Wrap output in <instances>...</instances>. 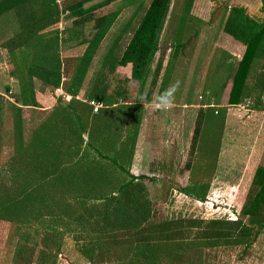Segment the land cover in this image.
Segmentation results:
<instances>
[{
	"label": "rangeland",
	"instance_id": "obj_1",
	"mask_svg": "<svg viewBox=\"0 0 264 264\" xmlns=\"http://www.w3.org/2000/svg\"><path fill=\"white\" fill-rule=\"evenodd\" d=\"M106 1L107 14L121 7L124 15L121 25L130 23L128 33L124 34L126 45L150 0ZM263 5L264 0H169L168 13L149 62V76L145 75L140 83L143 95L146 98L151 91L159 61L164 58L161 67L163 63L168 67L169 58L170 76L175 68L189 69L181 76H173L176 82L180 79L181 83H177L189 88L184 102L197 106L208 102L221 104L226 97L222 104L228 118L223 124L222 116L213 114L219 109L211 108L213 111L204 114L200 135L193 140L198 111L183 106L185 114L179 113L180 128H177L178 114L173 111L178 109L171 107L177 101L175 92H171L168 103L160 111L172 113L173 117L162 121L167 124V134L161 129L159 151L150 154L148 162L158 163L164 170L156 176L143 175L145 178L135 180L126 190L116 184L118 192L111 196L101 198L87 191L88 196L80 199L81 191L86 192L83 191L86 162L79 165L80 170L75 168L79 181L75 187L56 183L52 178L51 174L62 165L65 168L59 177H67V181L74 178V171L68 174L66 167L78 161L73 147L83 153L95 136L85 124L89 123L88 112L84 113L86 117L79 114L80 122L75 121L72 112L62 117L61 105H66V101L59 93L61 84L51 94V89L46 90L38 77L31 78L39 93L40 107L57 103L59 110L50 121L49 112L27 113L25 118L30 122L22 128L21 137L26 140L22 149L16 125L12 127L10 108L0 113V264H128L131 258L166 260L173 253L193 250L200 251L201 264H264V200L256 215L242 213L262 189L256 180L258 173L264 171V115L257 113L261 111L255 110L256 101L251 98L232 105L228 96L231 91L223 97V88L230 83L234 72V63L228 59L235 60L242 50L245 53L246 21L263 22ZM34 10L26 2L20 3L15 13L11 11L12 19L7 18L6 23L0 21V29L21 35L35 32L37 27L33 25L40 21V16L32 14ZM170 14V20L174 21L170 24L172 37L167 35L164 41L163 28L167 27ZM64 17L67 21L74 19ZM114 20V16H107V25L112 26ZM48 40L60 63L63 61L64 74L73 68L75 58L68 62L69 55L92 50L79 44L65 52L63 48L59 50L53 36ZM231 49L234 53L228 51ZM180 57L182 62L177 65L175 60ZM89 76L92 75L88 73ZM129 82L128 74L115 75L110 78L109 91L132 92L133 84L128 86ZM68 85L64 84L65 91ZM207 90L211 95L206 94ZM261 100L264 103V96ZM93 120L99 127L98 133L96 128L94 131L101 138V143L95 145L104 152L115 139V130L109 134L105 119L100 121L91 116L90 121ZM119 123L122 122L115 119L112 127L119 130ZM134 124H130L125 137ZM73 128L76 135H69ZM179 131L185 138L178 137V142ZM7 133V138L2 140ZM77 133L82 145L77 144ZM117 137L118 144H123V134L118 133ZM18 150L26 151V160L18 156ZM19 163L26 164L23 167L26 172H18ZM47 236L50 241L61 240L59 250H53L49 241L43 244Z\"/></svg>",
	"mask_w": 264,
	"mask_h": 264
},
{
	"label": "trees",
	"instance_id": "obj_2",
	"mask_svg": "<svg viewBox=\"0 0 264 264\" xmlns=\"http://www.w3.org/2000/svg\"><path fill=\"white\" fill-rule=\"evenodd\" d=\"M25 2L30 5L31 10L33 7L35 8L32 14L40 16V21L33 25L37 27L35 32L22 35L20 33H13L15 40L11 39L9 54L19 79L23 106L34 107L36 106V103L31 93L33 87L31 78L38 77L43 85L51 89L57 88L60 84L61 63L59 57L51 45L46 43V38H50V36L55 38V35L52 32L44 34L38 33L48 25L58 22L59 10L55 6V0H4L0 3V21L6 23L8 20L7 18L12 19V16L10 15L11 11L13 10L15 13L18 5ZM168 6L169 0H150L143 16L138 21V25L134 30H131L128 43L124 45V47H120V38H118L109 48H107L104 57L99 63V71L96 72L95 76L89 83L88 90L85 94V100L87 103L101 105L102 108L105 109L126 101V92L124 90L117 89L114 93L109 91L110 78L113 77V74L118 67H126L130 65L131 80L136 82L142 81L150 59L156 50L157 35L162 27ZM129 25L130 23L128 22L123 28L126 30L123 31L124 33L129 29ZM245 28L248 33V38L244 41L246 49L233 77V87L229 94V103L237 105L244 100L251 98L256 101L253 105L255 110L263 111L264 103L261 100V96H264V20L261 23L247 20ZM32 37L33 41H31L30 44L28 43V40H31ZM37 40L39 41L37 42ZM86 54L88 53L86 52ZM51 56H53V60L51 59ZM162 62L161 60L159 61L156 71L154 72L149 97H151L152 90L159 77ZM88 66L89 65L84 59L75 63L68 86V90L71 94H78L87 74ZM76 104L79 105V108L76 107ZM72 105L74 107L71 108V112L73 113L74 119L78 122H80V117H82V115L86 117V115H84L85 111L89 113L93 112L91 105L88 106V104L83 103H71V106ZM115 109L116 108L110 109V112L108 110H101V112L103 111L101 118L107 121L106 128L108 129V133L110 134L112 129H114L116 133V136L114 135L115 139L105 148L106 150L103 152L95 145L96 142L101 143L96 134V132H99V127L97 128L98 125H94L93 121V124L88 128L89 123L85 122L87 130L95 137H92V140L90 139L88 141L89 143L86 144L88 150L85 151L84 149L82 158L71 164V167L66 166L69 167L68 174L71 170L74 171V178L67 181L65 180L67 177H59L62 170L65 168L64 165L57 167V172L52 174V178L54 177V180L57 181L56 183L60 182L62 185L64 184L68 187H75L79 182L76 176L77 170L75 171V168L80 170L81 168L79 165L81 163H88V168L84 167V170L82 169L86 179L83 191L86 190V192L84 193L81 191L82 195H80V199L86 198L88 194H96L101 198H103L104 195L111 196L114 192H118L115 189L116 184L119 185V189L126 190L135 180L137 181L145 178L143 175L135 177L129 172V166L134 154L138 135L142 108L139 107L138 109L139 113L132 130L128 133L129 136H126L124 139L125 141L120 145L118 144L120 138L117 137L119 130L115 129V126L112 127L115 120ZM17 112H20V114L22 113L21 110ZM108 112L109 114L111 113V115H109ZM204 114L205 112L202 109L198 111L193 140L200 135L204 121ZM213 114L222 116L224 124V115L221 109L218 111L214 110ZM98 117H100V114ZM100 119L98 118V120ZM98 120H95L96 124ZM28 121L27 123H23L21 115L19 122L17 120L15 121L16 135H18V137L21 136L23 124L27 125L29 123ZM94 128H96V132L94 131ZM78 136L79 140L77 141V144L82 145V138L79 134ZM73 150L76 154L80 152L78 147H73ZM90 151L92 152V155L89 154ZM74 179H76V182H74ZM126 179H128V181ZM256 183L260 184L262 189L260 193L256 195L255 199L250 201L249 205L243 208L242 213L244 216L256 215L261 207V201L264 200V171L258 173ZM52 184L54 185V183ZM47 241L52 244L53 250L60 249V239H58V241H53L51 239L50 241L47 236L45 241H43V244H47ZM48 245L50 244L48 243ZM128 264H201L200 251L193 250L176 252L166 260L159 257L145 260L131 258Z\"/></svg>",
	"mask_w": 264,
	"mask_h": 264
},
{
	"label": "crops",
	"instance_id": "obj_3",
	"mask_svg": "<svg viewBox=\"0 0 264 264\" xmlns=\"http://www.w3.org/2000/svg\"><path fill=\"white\" fill-rule=\"evenodd\" d=\"M4 0H0V3H2ZM106 0H55V6L58 8L59 10V20L58 22H56L55 24H50L47 27H45L43 30H40L38 33L39 34H44L47 32H52L55 35V40L57 39V47L60 49H64V51L66 52L67 50L73 49L75 48L77 45L79 44H83L86 49H92L90 52H88L87 50L85 52L82 53V55H77V56H70L69 61H71V59H74V63H73V68L75 63L81 61V60H85V62L89 65L88 66V71L87 74L84 78V81L79 89L78 94L73 95L69 92L68 88L65 91L63 86L64 84L70 83L71 80V76H72V72H73V68L72 70L69 71L68 69V73L64 74V69L65 66L63 65V61H61V71H60V90L59 93L61 94L60 96L64 97V100L66 101V105H61V113H62V117H64L65 113H71V108L74 107L73 105L71 106V103H83V104H88V106L90 105V103H87V101L85 100V94L88 90L89 87V83L91 81V79H93V77L95 76L96 72L99 71V63L101 62L102 58L104 57L105 51L107 48H109L113 42H115L118 38H120L119 41V46L120 47H124V32L126 31L123 28L124 27L121 25L122 24V17L124 15H122V8L119 7L116 11H114L113 13H106ZM1 8V7H0ZM168 12H166L167 14ZM165 14V17H166ZM64 16H72L74 17V19H71V21H67V17L65 18ZM107 16H114L115 20H114V24L112 26L107 25L106 22V18ZM170 16L171 14L168 16V22H167V27L163 28L164 31V41H166L167 39V35L169 38H171V33H172V28L174 21H172L173 19L171 18L170 20ZM171 22V23H170ZM128 23V22H127ZM126 23V24H127ZM180 24H178L179 26ZM58 27V29H57ZM172 27V28H171ZM171 28V29H170ZM175 30V29H173ZM94 32V33H93ZM130 32V31H129ZM91 33L92 36H91ZM124 33V34H123ZM128 33V30H127ZM89 36V38H88ZM166 36V38H165ZM15 38L13 36V33H10L8 30L6 29H0V113H2L1 111H5V109L10 108V113H11V118H12V127L15 125V121L17 120L19 122L20 120V115H21V119L23 120V123H25V121L27 120L25 118V116L27 115L28 112L31 111H37V112H49L51 114L50 117H48L49 121L51 120V118L53 116L57 117V110H59V107L56 106L57 103H54L52 105L46 106V107H40V103H39V99H38V91L36 90V85H35V81L32 83L33 87H32V97L34 98V101L36 103V106H32V107H25L23 106V102H22V96H21V90H20V84H19V79L18 76L16 74V71L13 67L11 58H10V54H9V48H11V41ZM89 40V41H87ZM129 41V39H128ZM127 41V43H128ZM46 43H48L49 45H51V42L48 40V38H46ZM126 43V44H127ZM235 44H237V42H234ZM232 45V42L230 43V47ZM230 49V48H229ZM231 53H234V51L228 50ZM86 52L88 54H86ZM242 53H240L235 60L233 59H228V62L231 63L233 62L234 65V72L233 75L230 77V83L226 84V87L223 88L224 92H223V97L225 95H227V92L231 91V87L232 85V81H233V77L237 71L238 68V64L239 62L242 60L243 54H244V50L241 51ZM59 55H61V51L59 52ZM80 56V57H79ZM73 57V58H72ZM180 57L179 59L175 60L177 62V65L179 64V62L181 61ZM234 58V57H233ZM61 59V57H60ZM163 61L164 58H163ZM173 61V60H172ZM167 62H169V66L171 67V62L170 59L168 58ZM194 63V62H193ZM193 63H192V69H193ZM92 64H94V66H92ZM97 65V67H96ZM167 67V63H166V67H164V63H163V67L161 68V72L159 74V77L157 79V82L155 84V87L152 90V95L151 97L148 96L145 98L143 95V90L142 88H140V83L143 82L144 77L142 79L141 82H136L134 80H131L130 78V73H131V66L128 65L126 67H118L115 71V73L113 74V77H115V75L118 74H128V79H130L129 85L131 86V84H133L132 88V92L129 89L127 90L128 92L125 93L126 94V101L123 103H119L116 104L112 107H108V108H102L103 110H110V109H115V119H119V133L123 134V138L124 139L125 135H127V131L129 129V127L131 126V123H134L136 121V117L139 113L138 109L139 107L142 108L141 111V116H140V122H139V127H138V135H137V139H136V144H135V149H134V154L131 160V164L129 166V172L130 174H132L133 176L137 177L140 175H153L156 176V174H159L162 170H164V167H160L158 166V163L152 162V164H148V162H150L151 158L149 157L150 154L155 153V151H159V147H157L158 144V140L160 138H162V134L165 133L167 134V131L165 128H167V124H163L162 121H164L165 119L169 118V117H173V114L168 113V112H163L160 111L162 110L161 107H163L164 105H166V103H168V98L169 95H171V92H175V100L177 102V104L172 105L171 107L174 106V108H177L178 110H174L173 112H177L178 116H177V122L176 124L178 126H176L177 128H180V120H179V113L181 114H185V111L182 109L183 106L184 107H194L197 109V111H199L200 109H202L204 112H207L208 110L213 111V109L211 108H218L220 110H222V113L224 115V120L226 118L227 120V114H226V107H224L225 105H223L222 103L224 102V100L226 99V97H224L223 100H221V104H215L213 102H208L202 105H195L192 103H185L184 101L186 100V95L188 91V86L185 84H179L181 83L178 78L179 83L176 82V78L174 79V75L178 74V76H181L182 74H184V70L186 72H188V70H186L187 67L183 68V71L179 70V68H175L177 70H174L171 74V76L169 75L170 71V67ZM176 66V65H175ZM92 67V68H91ZM149 67V65H148ZM148 67L146 68L145 71V75L146 77L149 76V71H148ZM68 68V67H67ZM168 71V74H165V71ZM180 71V72H179ZM61 72H63V74H61ZM88 73L89 75L91 74L92 76L88 77ZM163 73V74H162ZM144 75V76H145ZM35 79V78H34ZM38 80V79H36ZM203 80V78L201 79ZM40 81V80H39ZM41 85L46 88L47 87L45 85L42 84V82L40 81ZM59 84V86H60ZM59 86L56 89L59 88ZM69 86V85H68ZM202 88L204 87L201 84ZM230 87V89H228ZM138 87V88H137ZM188 88V89H187ZM51 89V88H49ZM52 91H54V89H51L50 93L52 94ZM167 94V95H166ZM207 95H211V92L209 90H207L206 92ZM229 94V93H228ZM229 96V95H228ZM174 100V97H173ZM174 100V101H175ZM159 104V109H156L155 106L157 104ZM156 104V105H155ZM154 106V107H152ZM222 106V107H221ZM227 106V105H226ZM76 107L79 108V105L76 104ZM91 107V106H90ZM154 108V109H152ZM161 108V109H160ZM168 108V107H167ZM93 109V107H92ZM100 109L97 113H89L90 118L92 117H97V118H101V116L103 115V111L101 112ZM21 110V114L20 111ZM79 110V109H78ZM165 110H169V109H165ZM93 111V110H92ZM172 111V110H171ZM110 112V111H109ZM108 112V114H109ZM102 113V114H101ZM260 113V115H264V111L261 112H257ZM262 113V114H261ZM100 114V117H98V115ZM1 115V114H0ZM111 115V113L109 114ZM113 116V117H114ZM90 118H88L89 120V125H92L93 121H90ZM103 119V118H101ZM175 120V119H174ZM76 121V120H75ZM30 122V119L29 121ZM24 126V124H23ZM161 129H163V133L161 132ZM76 135V132L73 128V130L70 132L69 135L71 134ZM22 134V132H21ZM78 134V133H77ZM4 136V135H3ZM7 135L2 139L4 140L5 138H7ZM181 137V140L183 138H185L184 135H182L179 132H177V141L179 142V138ZM1 140V141H2ZM99 140L101 141V138H99ZM19 141H21L22 145H21V149L25 146L26 144V140L24 141L23 138L20 136L18 137V144L20 143ZM123 142V141H122ZM19 148V147H18ZM162 150H165L164 147L160 148ZM19 154V157L23 156V159L26 160V156L25 153L26 151L24 150H18L17 151ZM82 158V152H78V154L75 155V160H80ZM20 166L17 168L18 172L21 170V172H26V170L23 168L25 167L26 164L21 165V163H19ZM153 164H155V166H153ZM65 166V165H64ZM185 167V166H184ZM183 168V167H182ZM50 175V174H49ZM52 175V174H51Z\"/></svg>",
	"mask_w": 264,
	"mask_h": 264
},
{
	"label": "built area",
	"instance_id": "obj_4",
	"mask_svg": "<svg viewBox=\"0 0 264 264\" xmlns=\"http://www.w3.org/2000/svg\"><path fill=\"white\" fill-rule=\"evenodd\" d=\"M90 105L93 107V112L94 113H97L102 108L101 105H95L93 103H90ZM156 109H159V106H156Z\"/></svg>",
	"mask_w": 264,
	"mask_h": 264
},
{
	"label": "clouds",
	"instance_id": "obj_5",
	"mask_svg": "<svg viewBox=\"0 0 264 264\" xmlns=\"http://www.w3.org/2000/svg\"><path fill=\"white\" fill-rule=\"evenodd\" d=\"M167 95V94H166Z\"/></svg>",
	"mask_w": 264,
	"mask_h": 264
}]
</instances>
